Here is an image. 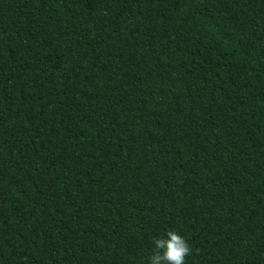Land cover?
I'll use <instances>...</instances> for the list:
<instances>
[{
  "label": "trees",
  "instance_id": "16d2710c",
  "mask_svg": "<svg viewBox=\"0 0 264 264\" xmlns=\"http://www.w3.org/2000/svg\"><path fill=\"white\" fill-rule=\"evenodd\" d=\"M264 264V0H0V264Z\"/></svg>",
  "mask_w": 264,
  "mask_h": 264
},
{
  "label": "clouds",
  "instance_id": "9594fccd",
  "mask_svg": "<svg viewBox=\"0 0 264 264\" xmlns=\"http://www.w3.org/2000/svg\"><path fill=\"white\" fill-rule=\"evenodd\" d=\"M167 238H154L156 251L149 257L150 264H185V258L191 254V247L185 238L169 230Z\"/></svg>",
  "mask_w": 264,
  "mask_h": 264
}]
</instances>
